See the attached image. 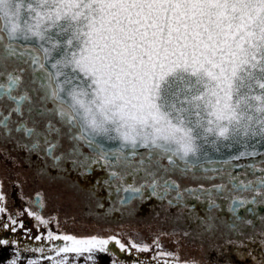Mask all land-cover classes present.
<instances>
[{"label":"snow or ice","instance_id":"snow-or-ice-1","mask_svg":"<svg viewBox=\"0 0 264 264\" xmlns=\"http://www.w3.org/2000/svg\"><path fill=\"white\" fill-rule=\"evenodd\" d=\"M0 77L7 81L0 103L16 105L0 126L27 102L29 113L49 117V133H61L51 122L58 117L71 139L109 167L151 178L155 194L157 174L180 168L178 161L186 172L209 147L264 141V0H0ZM163 186L178 187L172 180ZM239 186L264 195V176ZM49 238L71 241L60 252L104 251L109 243Z\"/></svg>","mask_w":264,"mask_h":264},{"label":"flooded vegetation","instance_id":"flooded-vegetation-1","mask_svg":"<svg viewBox=\"0 0 264 264\" xmlns=\"http://www.w3.org/2000/svg\"><path fill=\"white\" fill-rule=\"evenodd\" d=\"M14 66L9 63V70ZM0 82L7 83L6 78ZM15 107L5 99L0 119ZM28 107L25 102L22 115L12 112L7 127L0 126V240L9 241L0 245V264L59 253L84 255L81 264H264V195L239 186L264 176V150L227 163H198L186 172L178 161L180 168L157 174L160 183L153 194L151 178L143 172L124 175L119 167H109L87 143L71 139L58 117L51 122L61 128L59 135L47 131L49 117L29 113ZM22 125L35 132L27 135ZM52 144L56 146L49 151ZM161 163L168 166L167 160ZM112 171L123 178L113 177ZM164 180L178 187L165 188ZM128 185L144 187L133 193L124 190ZM86 229L91 235L86 236ZM74 230L83 234L77 239L109 243L104 251L97 246L60 252L71 241L49 238L50 233L71 236ZM144 245L148 251L140 250ZM189 248L199 251L196 260L188 259ZM169 252L173 255H163Z\"/></svg>","mask_w":264,"mask_h":264},{"label":"water","instance_id":"water-1","mask_svg":"<svg viewBox=\"0 0 264 264\" xmlns=\"http://www.w3.org/2000/svg\"><path fill=\"white\" fill-rule=\"evenodd\" d=\"M106 147L109 148H117L119 147L118 141H108L106 142ZM264 150V141L260 140V138H254L248 141V145L245 146L243 144L233 145L231 147H221L220 151H215L212 148H207L206 155L202 156L198 163H206V162H217V161H229V160H238L232 159L234 156H239L240 152H252L255 151L258 154ZM257 154V155H258ZM252 157L251 155L241 156L240 158ZM239 158V159H240Z\"/></svg>","mask_w":264,"mask_h":264},{"label":"rangeland","instance_id":"rangeland-1","mask_svg":"<svg viewBox=\"0 0 264 264\" xmlns=\"http://www.w3.org/2000/svg\"><path fill=\"white\" fill-rule=\"evenodd\" d=\"M94 229H92L93 231ZM71 234V236H75V237H82L83 234L81 233V231H77V230H74V231H71L69 232ZM91 235L90 234V231H88V229H86V236H89ZM162 240H164L162 238ZM165 241V240H164ZM170 247H173L171 246L170 244H168ZM175 245V244H174ZM188 247H190V244L188 245ZM188 252V259L189 260H196L198 258L199 255H196L198 252H194L191 250V248L187 249L186 250ZM185 251V252H186ZM194 252V253H193ZM184 254V253H182ZM184 257V255H182ZM85 256L84 255H80V254H64V253H59L58 255H55V256H49L45 259H38V260H35V261H23V262H15V261H9L7 263H4V264H30V262H32V264H72V262H70L71 260L72 261H75L76 260V264H78L79 262V259H80V262L79 264H81V262H83V258ZM209 261V260H208ZM210 262V261H209ZM207 263V264H223V263H215L214 261L210 262V263Z\"/></svg>","mask_w":264,"mask_h":264}]
</instances>
